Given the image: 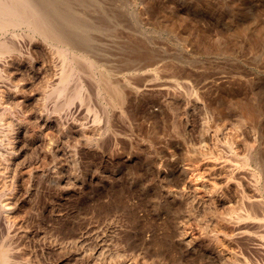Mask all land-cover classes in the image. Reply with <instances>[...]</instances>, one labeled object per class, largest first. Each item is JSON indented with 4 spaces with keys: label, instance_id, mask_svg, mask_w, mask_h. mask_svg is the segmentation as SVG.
Masks as SVG:
<instances>
[{
    "label": "rangeland",
    "instance_id": "obj_1",
    "mask_svg": "<svg viewBox=\"0 0 264 264\" xmlns=\"http://www.w3.org/2000/svg\"><path fill=\"white\" fill-rule=\"evenodd\" d=\"M67 1L68 0L64 1L63 7L68 6V4H66ZM71 1H73V4ZM85 2H87V4ZM69 4H71L69 7L74 6L76 8L78 6L76 8L78 10L73 7H71L73 9L67 8L71 9L69 10L71 16L83 19L82 24H85L84 29L87 27V29L84 30L85 32L83 35L87 36V41L91 38V36L94 37L91 38L93 41L91 39L89 40L90 44L93 43V45L91 44L92 51H94L93 48L95 46V51L98 49V53L102 54L100 55V64L103 63V65H100L95 71L97 72L101 70L104 73L106 72V75H103L104 78H112L118 81L120 86L124 88L126 92V98L130 96L126 100L129 101L127 102L128 104L126 103V107L129 105L127 108L128 120L129 116H133V114L138 113L136 114L138 116L135 115L130 118L135 122H131L130 126L128 125L129 123L127 120H117L116 117L120 118L118 117V110H115V108H113L114 110L111 109V107H109L107 103H104L101 98H99V100H94V97L92 96V100L90 99V101H88L90 104L92 102V105L94 102L104 104L107 111L103 110V114L108 112L107 115L109 114L112 116L113 114H116L117 116L113 115L114 120L109 116L110 120L109 118L106 119L108 122L106 123V120L104 121V118H102L103 116L107 118L106 114L103 115L101 112V121L103 120L101 124L103 122L106 123L102 124L103 126L106 125V128L103 126L102 128H108L107 130L103 129L106 131L102 132L103 138H100L101 140H99L95 146L93 142L91 143V141H89L88 143L92 146V148L87 145L88 143H83L85 144V147L82 150L85 148L87 150L85 149L86 151H82V154L80 155H82L81 157L84 161L86 160L85 158L88 155L89 156L86 160L87 163L84 164L83 161V165L81 166L80 164V169L78 168L79 172L77 171V173H80L82 177L86 175L84 177L86 180H84L86 182V187L81 188L80 191L79 188L77 190L76 187L74 190L73 183L70 181L69 184L71 183L72 187L70 185L69 188H61L53 184H48L51 182V179H49L50 176L46 172V165L48 164V157L46 158V156L48 155L50 148L55 146V142H60L61 140L64 141V139L61 138L57 132L52 130L50 131L49 129V131L47 130L44 133H41L42 137L40 136V138L45 140L46 146L49 147L47 151H43L45 143L41 145L34 144L28 147V157H32L30 163L31 165L33 164V166L30 165V167H33L31 170L34 173L31 175V177L33 176L32 179L30 178L29 180L32 182L30 183L31 188L29 193H26V201L24 204L25 206L30 203L33 204H30L29 206L27 205V207L22 206V212L23 214H26L27 221H24L26 218L22 215L21 218L24 216L25 219H21L22 223L20 222L19 226L24 225V227L20 226V228L22 227L23 229H18V225L17 229L14 227V229L17 230L15 231L17 234L15 233L12 235V238L14 239L11 238L10 242L12 243V240H14V248L15 246L25 248V253L29 255L26 259H23L26 255L24 253V257L22 256V259L17 258L14 264L17 260L19 261L16 264H169L170 261V264H175L177 262L176 260H178V263L182 262L181 264H187V262L188 264H195L198 262L195 261V259L199 258L200 260L196 264H199L200 262L202 264L203 260L205 264H209L211 261L204 259L201 255L198 256L200 252L197 251V248H193L194 250L191 249L192 247H188L185 242L179 240L180 238L177 237L180 241L179 243L178 240H176L177 238L171 234V228L174 230L175 225H177L180 220L186 218V213L182 210H184L183 208H185V206L189 205H193L194 208L192 210V217L185 221V230H187L190 234H197L206 233V231L209 230L207 228H210L206 227L205 223H202V217H200L201 212L196 211L195 209V204L201 202V198L199 196L195 198L192 197L194 194L190 191L188 196L183 195L188 192L185 185L191 178L192 170H189L192 167L185 161H182L184 163L182 166V162H179L178 158L181 155L184 156V153H189V149L191 152L193 149L192 146H195L196 143L198 145V142L201 143L205 140L204 142L209 143L210 147L211 142L214 139L215 143L213 142V147L211 148L218 152H220L219 150H222V148L223 150L225 148L224 152H221L223 154L225 151L228 152V149L225 147V140L229 139L230 141H228H232V145L237 148L241 157L243 156V153L245 154L243 156V160L246 153H248V151L245 153V150L250 147L249 149H252V153L256 155V158L264 163V41L257 48H254V50L247 45L250 29L255 26L260 27L259 25L264 24V0H69ZM80 13L81 15L83 13L84 16H80ZM103 18L105 21L103 20V23H98L99 21L102 22L101 19ZM85 19L91 22H87ZM96 23H98V26ZM241 28H243V30ZM20 43L23 50H26L28 47V41L24 39ZM142 44L143 46L149 47V49H151L157 57H155L156 60L153 61L151 66L141 67L143 63L140 59L142 60L143 58H141V55L136 54V49H139V45L142 46ZM207 46L209 47V50L206 48ZM88 47H90L89 43ZM39 50L37 58L39 60H41L42 57L47 59L45 56L46 53L44 54L43 50ZM131 51L133 53H131ZM138 56L140 58H138ZM132 58H134L133 61L139 60L138 63L130 61ZM44 59H42L43 64L45 63ZM126 59H129V61ZM132 63L133 65L131 66ZM135 63L139 64L141 69H137ZM104 64H108L112 68H108L107 65L105 66ZM171 65L173 67H171ZM101 66H104L103 69ZM182 66L185 69L182 68ZM100 67L101 69H99ZM128 67L132 68V70ZM43 68L44 69L41 68L42 70L40 69L37 79L32 75H28L30 70L22 68L18 71L19 74H17V80L18 77L19 79L22 78L24 80L30 78L28 80L29 86L27 87L28 89L31 88L30 90L35 92L37 89L35 90V87L31 86L32 83V85L36 83V88L40 87L43 89L44 87L45 89L46 86L43 84H45V80L49 78L48 74L50 73V70L48 71L47 65ZM104 68H106V71ZM180 68L182 71L185 70L186 72L184 71L182 73ZM108 69H112L113 72ZM188 70L191 72H188ZM20 71H23V74ZM41 71L42 75L40 73ZM187 72L188 75L186 74ZM174 73L178 74L174 75ZM189 73L193 74V76ZM43 75L47 78L45 76V78H43ZM173 75L174 77H178V81L183 79L182 81L185 82V79L186 81L189 79L190 82L188 80L187 85H184V87L182 86L181 89L180 87L170 83ZM180 75H183L184 77H181ZM47 81L48 79L46 80V85L49 83ZM169 83L171 85H169ZM165 84L170 87L168 86L167 88ZM188 85H190V89ZM171 86H174V88L172 89ZM175 87L177 89H175ZM185 87H187L190 91L194 89L199 93L198 95L201 96L199 97L202 98L203 103L205 102L203 104L204 106L202 105L203 108L200 106L201 110L204 112L208 109L204 112L207 114V118H205L206 114L202 115L203 113L198 106L193 104L191 105V99L186 100L187 102L191 101V103H187L185 100L183 102L182 99V101L180 99H176V90H178V88L181 90H178L181 92V94L178 93V95H185V93L189 91ZM183 89H186L187 91L184 90L185 93H182ZM148 94L149 97L151 95L150 98H148ZM139 96L143 97L141 98ZM217 96L218 98H216ZM222 97L224 99H222ZM235 97L241 99L239 100ZM133 98L137 101H134ZM140 98L145 100V106L148 105L147 107H144L143 111H141L140 106H138V109L136 108L137 105H139L138 99L141 100ZM150 99L151 101H154L151 102ZM214 99L215 101L217 100V103L213 101ZM242 99L245 102H243ZM47 100H50L49 103ZM47 100L44 103L50 110L53 99ZM218 100L221 102V104H219L223 106L224 109H227L224 110L227 115L225 113L219 115L218 113L215 114L214 111H216V108L214 107H216V104L218 105ZM175 101L176 103H174ZM76 102L78 104V101ZM249 102L254 104L255 110L258 113L256 114L257 118L255 117V120L253 121L250 119L252 116H250V114L242 108V106L244 107V105ZM99 103H95L94 105H97L98 108L100 106L101 109V104ZM168 103L169 105L170 103H174L173 106H175L172 107V105H170L169 107ZM223 103L225 105H223ZM86 104H84L81 108L82 110H76L77 107L74 106L75 109L71 108L73 111L70 110V112L63 113L66 118L62 114V122L66 124L69 119V121H71L74 118H77L78 120L81 118V121L83 119L85 123L87 122L86 125L88 122L91 125L92 114L89 112L85 114L86 118L84 116V107ZM184 104H187L188 106ZM166 105H168L167 108ZM209 105L210 107H208ZM233 105L236 109H233ZM205 106L207 108L204 109ZM175 107H177L178 111ZM182 107L183 109H186L182 110ZM240 107L241 109H239ZM135 109H137L136 112ZM110 110L112 112L114 111V113H110ZM147 110L149 113L147 112L148 114H145ZM174 110H176V112ZM131 111H133V113ZM163 111H165V113ZM129 112L132 115H129ZM171 112L172 114L173 112H178V116L176 115V118L178 117V119H176L175 114H173V116ZM236 113L241 115H237ZM144 114L146 117L143 116ZM211 115H213L214 118L209 119V117H212ZM221 115H225V118L228 115L232 116H230L231 118L228 116V119L226 118L228 121L225 120V123V121L223 122L225 118ZM234 115H237V118ZM150 116H154L152 117L154 119L157 117L155 119H158L157 122L153 119L157 123V126L154 121H150L152 119ZM202 116L207 119L208 123L210 120L212 121H210V125L208 124L209 127L211 126L212 128L214 123L215 126L217 123V125L220 124L222 127L227 124L228 130L226 136L228 138L225 139L226 137L221 135L219 137L218 135L219 138L215 136L211 139V141L208 131L206 133L203 130L204 125L201 123L203 122L201 120ZM144 117L145 119L143 122L142 119ZM164 117L165 121L163 119ZM134 118H139V121L134 120ZM146 118L151 122V124ZM215 118H217V122L213 121ZM240 118H242V120ZM121 120L124 123H122ZM137 121H142L143 123L140 122L139 125ZM125 122L128 124L125 125ZM89 124L88 127L90 126ZM135 124L137 126H135ZM160 124L164 126L161 128L162 125ZM146 125L147 127H145ZM220 125L219 127H221ZM151 126L157 129L159 133ZM34 127L37 129L35 124ZM34 127L32 128L33 131L32 129L31 131L32 134L35 133L34 138H36V129ZM109 127L111 128L109 129ZM136 127L141 130H137ZM205 127V129L208 130V126ZM131 128L133 131H130ZM246 128L247 130H244ZM88 129V134L90 131H93L92 129H89L88 131ZM145 129H149L147 131L148 135L147 133H143L146 132ZM115 132L117 134H114ZM94 133L95 130L93 133L91 132L93 135ZM146 135L149 138H147ZM200 136V140L204 138L203 141L198 140ZM145 138H147V140H151V142L149 143V140L147 142ZM220 138L222 140L224 139V145H222L223 143H220L222 141ZM217 141L221 146L217 143ZM145 142L147 144L149 143V146L145 144ZM248 144L252 147H248ZM97 146L99 147L97 148ZM214 146L215 148L218 147V150L214 149ZM34 147L36 151L34 150ZM38 147L39 149H37ZM245 147L247 149H245ZM99 148L101 149V152ZM44 149L47 148L45 147ZM255 151L256 153H254ZM43 152H46V154ZM95 153L96 155H94ZM42 155L44 156V159ZM63 155V158H67L65 157L66 152H64ZM40 156L42 157V160L39 159ZM176 156L179 157L176 158ZM30 157L29 159H31ZM39 160L40 162L38 163ZM239 160L241 161V158H239ZM188 165L191 167H189L190 169L188 168ZM180 166H182V169ZM30 167L28 166L27 169ZM187 168L188 171H186ZM168 170H171L172 173L164 179L163 173ZM41 172L45 176L41 175ZM255 173H257L256 170ZM242 175H244L245 178H249V176L245 175V173L241 170L236 173V176ZM41 176L43 179L40 178ZM69 184L66 186H69ZM33 190H35V192H33ZM63 190H66V192ZM86 191L87 193H85ZM166 191H168V194ZM170 191L171 195H169ZM74 192H77V195H75ZM31 193L33 195H31ZM245 194L250 196L255 194L254 188L250 183L249 185H244L242 183L239 186H232L229 190L223 191L222 194H219V196L214 199L212 202V205L214 206L213 209H215L214 211L217 209V213L219 211L223 212L228 208H235L237 210L239 208L238 206H242L239 200ZM163 196H166L167 198H164ZM36 198L38 200H35ZM82 198L84 199V202ZM77 199H79L78 202L80 203H76ZM156 201L158 205L155 203ZM76 204H80L79 207H77L78 205ZM81 206H83V209ZM176 208L177 212H175ZM180 208L182 209L180 210ZM169 209H173L175 211L171 210L170 212ZM69 210L71 211L69 212ZM24 211H28V213H24ZM29 212L31 215H29ZM181 212H183V216H181ZM27 214L29 216H27ZM76 214H81L82 216H80L82 218ZM170 214L173 215L171 216ZM72 216H74V218H72ZM28 217H30L29 220ZM25 225L28 227L27 230L24 229L26 227ZM69 227L72 229L70 230ZM68 229L72 233H70ZM11 232L14 233V230ZM164 232L167 235L170 234V242L173 240V242H171L172 245L168 244V246H171V250L172 246L175 248L172 251H170V248L167 251L161 248L159 245L160 241L159 244H157V240H161L159 236L163 235ZM24 233H26V235ZM177 235L178 234H176V236ZM153 236H156L157 238H154ZM229 246H231L233 250L237 251L240 255L245 256L248 260V264H264V252L256 250L254 248V244L251 241L249 242V239L246 241V238H236L234 241L229 243ZM168 251H170V254ZM166 252L167 254H165ZM171 252H175L174 255L171 254ZM196 252L199 253L197 254ZM165 255H168V257ZM29 256L31 258L30 260ZM180 258L184 261V263ZM189 258L195 259L190 260ZM27 260L29 261L26 262ZM206 261L208 263H206Z\"/></svg>",
    "mask_w": 264,
    "mask_h": 264
},
{
    "label": "bare ground",
    "instance_id": "obj_2",
    "mask_svg": "<svg viewBox=\"0 0 264 264\" xmlns=\"http://www.w3.org/2000/svg\"><path fill=\"white\" fill-rule=\"evenodd\" d=\"M64 1L65 0H0V264H14L16 259L21 258L23 256V254L25 253V248H22L19 246H17V247L15 246V248H14V246H13L14 240H12L13 242L11 243L10 239L12 238V235H14L16 233L15 231H17L14 229V227L17 229V225L19 226L20 222L22 221L21 219L26 218V214H23V212H22L23 211L22 206H25L24 202L26 201V193L27 194L29 193V190L31 188L30 183H32L29 180H30V178L32 179L33 176L31 177V175H32V173H34L31 170L33 167L32 168L30 167V165H31L30 160H32V157L29 156L31 159H29V157H28V155H29L28 147H30V145H34V144H40L41 145V144L45 143V140L40 138L41 133H44L47 130L49 131V129H50V131L52 130V131L57 132L59 134V136L64 139V141L61 140L59 142L58 141L59 139H58L57 140L58 142H55L56 143L55 146L50 148V150L48 151V155L46 156V158L48 157V161H47L48 164L45 163V164H47L46 165L47 166L46 172L50 176V178L49 177L48 178L51 179V182H49L48 184H50V185L53 184V185H55L57 187H61V188H69L71 183H73L74 190L76 188L78 190V188H79V191H80L81 188L86 187L85 186L86 180L84 179V177L86 175H84L82 177L80 175V173H77V171L80 169L79 168L80 164L82 166L83 161H84V159L81 157L82 155H80V154H82L81 152L84 151L86 148L84 150H82V149L85 147V144L88 143L89 141H91V143L93 142L94 146H95V144H97V142L103 138L102 132L107 130L108 128L105 129L106 125H104V126L102 125L105 122H103L102 124H101V122L103 120L105 121L108 118L110 120V117H112V119H113V115H114L113 114L114 111L112 112L110 110V113H112L113 115L112 114H111L112 116H110L109 114L107 115L108 112H106L104 114H106L107 118H105L103 116L104 115L103 110H106V107H104L105 105L101 104L99 102H94V104L95 103L101 104V109H100V106L98 108L97 105H96L97 106L96 107L94 104L92 105V102L90 104V103H88V101H90L92 96L94 97V100L95 99L99 100V98H101L104 103H107V105L109 107H111V109L115 108V110L116 109L118 110V114H119L118 117H120V118L116 117L117 120H119V119H122L125 121L127 120V122L129 124L127 122H125V125L128 124L131 126V122L135 123L130 118L134 117L136 114H138V113H136V114H133V116H129V120H128V109L127 108L129 107V105H128V107H126L127 106L126 103L129 101H126V100L130 96L126 98V94H125L126 92H125L124 88H122L120 86L118 81H116L112 78L111 79L106 78V77L104 78L103 75H106L105 74L106 72L104 73L103 71L99 70L97 72H100V73H97L95 71L96 68H98L100 65H103V63L100 64V60H101L100 55H102V54L98 53L97 48H96L97 50L95 51V46L93 48L94 51H92L91 44L93 45V43L90 44L89 40L91 38H94V37L93 36H91V38L89 37L90 39L87 41V36L83 35V33L85 32L84 30L87 29V27H85V29H84L85 24L84 25L82 24L83 19L82 18L80 19V17L76 18L74 16H71L69 10H71L73 8L76 9L78 6L76 5L77 6L76 8L74 6H71L73 8L69 7V5H71V4H69V0H68L66 3V4H68V6L63 7ZM71 2L73 4V1H71ZM85 3L87 4V2H85ZM61 4H62V6H61ZM85 5H84V7H85ZM67 7L71 8V9H68ZM252 9H253V7H252ZM76 10H78V9H76ZM73 11H75V10H73ZM79 15L84 16L83 13H82V15H81V13ZM83 18H86V17H83ZM87 19H88V17H87ZM101 20H102V22L99 21L98 23H103V20L105 21L104 18ZM87 22H91V21H87ZM98 23H96V25ZM99 25H101V24H99ZM86 26H88V25H86ZM259 26L260 27H257V26L252 27L250 29V32H249V38L247 39V45L249 47H251L252 50H254V48H257L264 41V24L259 25ZM88 27H90V26H88ZM92 27H93V25H92ZM241 29L243 30V28H241ZM88 30H90V29H88ZM24 39H26L28 41V47L26 50H23L21 43H20ZM88 43H89L91 48L88 47ZM94 44H96V43H94ZM139 46H140V48L136 49V51H137L136 54L141 55V58H143L142 60L140 59V61H142V63H143V65H141V67H148L149 65L151 66L153 64V61L156 60V58H157L156 55L153 53V51L151 49H149V47L143 46V44H142L143 47L141 45H139ZM206 48H208V50H209L208 46ZM39 49L43 50L44 54L46 53L45 56L47 57V59L45 57H42V59L45 58L44 64H43L42 59L39 60L37 58L38 57L37 54L40 51ZM134 49H135V47H134ZM131 53H133V52L131 51ZM131 53H130V55H131ZM39 58H40V56H39ZM138 58H140V57L138 56ZM133 59L134 58H132L130 61H133ZM127 61H129V59ZM138 61L134 60L133 62L138 63ZM45 65H47L48 71L50 70V73L48 74L49 78H47L45 75H43V78L46 77L48 79L47 82H49L46 85L47 79L45 80V84H43L44 86H46L45 89H44V87H43V89L40 87H38L39 89L36 88V86H35L36 83L34 82L35 84L32 85L33 84L32 83L31 86H34L35 90L36 89L39 90V91L36 90V92H35L33 90H30L31 88L28 89V87H27V86H29L28 80L30 78L27 79L25 77L27 80H24L22 78L19 79V77H18V80H17V74H19L18 71L21 70L22 68L23 69L26 68V69L30 70V73L28 75H32L34 78L37 79L40 69L41 68L44 69L43 67H45ZM106 65L108 68L111 67L108 64H106ZM111 65H112V63H111ZM132 65H133V63L131 64V66ZM137 65H138V67H137ZM172 65H171V67H173ZM135 66L137 69L138 68L141 69V67H139L140 66L139 64H136ZM135 66H134V68H135ZM101 67L103 69L104 66H101ZM101 67L99 69H101ZM112 67H113V65H112ZM128 68H130V67H128ZM174 68H176V67H174ZM182 68H184V67L182 66ZM104 69L106 71V68H104ZM114 69H115V67H114ZM130 69L132 70V68H130ZM108 70L113 72L112 69H108ZM170 71H171V69H170ZM174 71H172V72H174ZM180 71H182L181 68H180ZM184 71H182V73ZM101 72H103V73H101ZM188 72H191V71L188 70ZM188 72L186 73L187 75H188ZM40 73L42 75V71ZM43 74H44V72H43ZM175 74L176 73H174V75ZM189 74H191V73H189ZM41 75H39V76H41ZM46 75H47V73H46ZM174 75H173V77L171 76L172 78L170 77L171 78L170 83H172V85H176L177 87H180L181 89H182V86L184 87V85L185 86L187 85V81L189 79L187 81L185 79V82L182 81L183 79L181 81H178V77H176V76L174 77ZM191 75L193 76V74H191ZM180 76L182 77L183 75H180ZM39 82H40V80H39ZM189 82H190V80H189ZM170 83H169V85H171ZM165 85L168 88L169 85L168 86H167V84H165ZM188 86L190 89V85H188ZM34 87H33V89H34ZM138 87H140V86H138ZM171 87H172V89L174 88V86H171ZM185 88H187V87H185ZM137 89H139V88H137ZM175 89H177V88L175 87ZM178 90H179V88H178ZM178 90H176L177 96L175 94V96L177 97L176 99H180V100L182 99L183 102H184V100H185V102H187L186 100L191 99L192 103H191V101H189L187 103H191V105L193 104L195 106H198L199 108L201 106V108H203L202 105L205 102L203 103L202 98H200L201 96L198 95L199 93L196 92V90H194V89L192 91L189 90L187 93H185L184 90L185 91H187V90L183 89L182 93H185V95H178V93L181 94V92H179L181 90H179V91ZM137 91H139V90H137ZM127 93H129V92H127ZM127 96H128V94H127ZM143 96H144V94H143ZM139 97H141V96H139ZM150 97H151V95H150ZM150 97L148 94V98H150ZM223 97H222V99H224L226 97V95L224 98ZM205 98H207V97H205ZM216 98H218V96ZM47 99H53V102L51 103L50 110L46 107V104L44 103ZM236 99H239V98L237 97ZM147 100H149V99H147ZM49 101L50 100H47L48 103H49ZM76 101H78V104ZM134 101H137V100L134 99ZM134 101H133V103H134ZM150 101H151V99H150ZM153 101H151V102H153ZM213 101H215V99ZM242 101H243V99H242ZM75 102L77 105L75 104ZM138 102H139V105H137L136 108L138 109V106H140L141 111H143L144 107L148 106V105L145 106L146 103H145L144 99H141V100L138 99ZM171 102H172V100H171ZM209 102H207V103H209ZM229 102H231V101H229ZM232 102H234V101H232ZM243 102H245V101H243ZM86 103H88V104H86ZM174 103H176V101ZM219 103L221 104V102H219V100H218V105L216 104V107H214V108H216V111L213 110L215 112V114L218 113V115L225 113L224 110H227L226 108L224 109L223 106H221ZM84 104H86L84 107V116L86 113H89V112L92 114V120H91L92 123L90 122L92 126L88 122V124L91 126V127L89 126L90 128L88 127V124L86 125L87 122L85 123L83 121V119L81 121V118L78 120L77 118H74L75 116L73 117L75 120L72 119L71 121H69L70 120L69 119L68 120L69 122L66 120L67 121L66 124H64L62 122L61 115L63 113L70 112V110L73 111L72 109L74 108V106L77 107L76 110H80L84 106ZM135 104H132V105H135ZM173 104L170 103V105H172V107L175 106V105L173 106ZM168 105H169V103H168ZM168 105H166V108ZM170 105H169V107H170ZM184 105H187V104H184ZM210 105L208 107H210ZM223 105H225V104L223 103ZM132 107H134V106H132ZM180 107H181V105H180ZM162 108H164V107H162ZM175 108L177 110V107H175ZM175 108H173V109H175ZM201 108H200V110H201ZM205 108H207V107L205 106L204 109ZM234 108L236 109L235 106L233 107V109ZM242 108L248 114H250V116H252L250 118L252 121L255 120V117L257 118L256 114H258V113L255 110V106H254V104H252V102L246 103L244 105V107L242 106ZM137 109H135V112ZM185 109H183V107H182V110H185ZM233 109H231V110H233ZM239 109H241V107ZM148 110L145 112V114L148 112ZM176 110H174V111L176 112ZM209 110H211V109H209ZM133 111H131V112L133 113ZM206 111H204V112H206ZM101 112L103 114L102 118H104L102 121H101V115H100ZM149 112H150V110H149ZM163 112L165 113V111H163ZM204 112L202 111V113H203L202 115L206 114ZM177 113L173 112V114H175V118H176ZM238 113H239V111H238ZM238 113H236V114L237 115L242 114L241 112H240L241 114H238ZM130 114L131 113L129 112V115ZM145 114L143 116H145ZM152 114H155V113H152ZM157 114H156V116H157ZM171 114H172V112H171ZM230 114H231V112H230ZM72 115H73V113H72ZM232 115H233V113H232ZM232 115H230V116H232ZM136 116H138V115H136ZM147 116H149V115H147ZM206 116H207V114L205 115V118H207ZM211 116L212 117H209V119L214 118L213 115H211ZM221 116H224V118H225V115H221ZM230 116H229V118H231ZM64 117H65V115H64ZM69 117H70V115H69ZM141 117H142V115H141ZM145 117L143 119L141 118L142 121L145 119ZM150 117L152 118L154 116H150ZM215 117H217V116H215ZM247 117H249V116H247ZM71 118H72V116H71ZM85 118H86V116H85ZM205 118H203V116H202L201 120L203 122H201V123L204 125L203 130L206 133L208 131V135L210 137V140L213 139L215 136L218 137V135H219V137H220V135L223 137H226L225 139L228 138L226 136V133L228 130L227 124H225L222 127V125H220L218 123L221 126V127H219V125H217V123H216V126L214 123L215 127L213 126V128H212L210 126L211 127V129H210L209 125H210L211 120L210 121L208 120L209 121V123H208L207 119H205ZM226 118L223 120V122L228 119V118L227 119ZM138 119L134 118V120H138ZM148 119H149V117H148ZM153 119L154 118H152L150 121L152 122L155 120V119L154 120ZM163 119L165 121V117ZM176 119H178V117ZM240 119L242 120V118H240ZM157 120H155V121L157 122ZM216 120H217V118H215V120H213V121L215 122ZM63 121H65V120H63ZM142 121H140V122L143 123L144 121L143 122ZM140 122H138L139 125H140ZM151 122H150V124H151ZM33 123L36 125L37 129L34 127ZM106 123H108L107 120H106ZM122 123H124V122L122 121ZM225 123H226V121H225ZM147 124H149V123H147ZM162 124H160V125H162ZM155 125L157 126V123ZM102 126L105 128H102ZM135 126H137V125L135 124ZM163 126L164 125H162L161 128ZM205 126H208V130L205 129L206 128ZM33 127L36 129V138H34L35 133L32 134V131H33L32 128ZM145 127H147V125ZM88 128L92 129L93 131L95 130V133H94L95 136L93 134H91V132L93 133V131H90L89 134L87 133ZM110 128L111 127H109V129ZM143 128H144V126H143ZM31 129H32V131H31ZM89 129H88V131H89ZM103 129H105V130H103ZM139 129L137 128V130H139ZM149 129H145L146 132H143V133L144 134L147 133V131ZM153 129L157 131V129H155V128H153ZM163 129H165V128H163ZM244 130H247V128ZM108 131H110V130H108ZM130 131H133L132 128ZM124 132H126V131H124ZM151 132H153V131H151ZM157 132L159 133V131H157ZM114 134H117V133L115 132ZM147 135H148V133H147ZM147 135H146V137H147ZM253 135H254V133H253ZM255 135H256V133H255ZM141 136H142V134H141ZM201 136H202V134H201ZM201 136L199 137L198 140H200ZM71 138H72V140H71ZM147 138H149V137H147ZM147 138H145V139L147 140ZM151 139L153 140L152 137H151ZM203 139H201L200 141H203ZM148 140H147V142H148ZM214 140L213 141L211 140L212 142H211L210 147H209V143L204 142L205 141L204 140L201 143L198 142V145H197V143L195 144V146L193 145L192 146L193 149L191 150V152L189 149L188 150L189 153H187V152H186L187 154L184 153V156H182L181 154H180L181 155L180 157L178 156L179 158L176 156V158H178L179 162L185 161V162L189 163L190 166L192 167L191 168L188 165V168L189 167L191 168V169L189 168L190 169L189 171L192 170L191 171L192 173H191L190 180H188L186 182V185H185V188H187L188 192H187V194L185 193L183 195L188 196V193L190 191L194 194V196H192V197L195 198V197L199 196L201 198V202H198V204H195V209H196V211L201 212L200 217H202L201 218L203 221L202 223H205L206 227H210V228H207L209 230L206 231V233L204 232L205 234L204 233H197V234L191 233L190 234V233H188L187 230H185V226H184L185 221L188 220L190 217H192V213H193L192 210L194 208L193 205H189V206H185V208H183L184 210H182V211H184V213H186V218L183 220H180V222L177 223V225H175L174 230L171 228V234H172V236H175L176 238L179 237L180 238L179 240H182L183 242H185V244L188 247H192L191 249L197 248L198 249L197 251L200 252V254H198L199 252L198 253L196 252L198 254V256L201 255L204 259H207L208 261L213 262V263L209 262V264L210 263L211 264H248L247 258L243 255H240L237 251L233 250V248L231 246H229V243H231V241H234V239H236V238H242V239L246 238V241L249 239V242L251 241L254 244V246H255L254 248L256 250H258L260 252H264V163H262L260 160H258V158H256V155H254L252 153V149H249L250 148L249 146H251L249 144H248L249 150L246 148L247 146L245 147V149H247V150H245V153H246V151H248V153H246V156L243 160V156L245 154L243 153V156L241 157L237 148L232 145V141L229 142L230 141L229 139L225 140L227 143V145L225 143V147H226V149H228L227 150L228 152L225 151V153L222 154L221 152H224L225 148H224V150L222 148L223 151L219 150L220 152L213 150V148H211V147H213V142L215 143ZM141 141H142V139H141ZM223 141H224V139L221 142L220 141L219 142L223 143ZM150 142H151V140H149V143ZM208 142H210V141H208ZM83 143H85V144H83ZM217 143H218V141H217ZM220 143H218V144L220 145ZM228 143H231V144H228ZM99 144H102V143H99ZM145 144H147V143L145 142ZM53 145H51V146H53ZM87 145L90 146L89 143ZM219 145H218V147H219ZM222 145H224V143ZM44 146L47 149H44L45 147L43 148L41 146L43 148V151H45V150L47 151L49 149V147L46 146V143ZM88 146H86V147H88ZM90 147L92 148V146H90ZM98 147L99 146H97V148ZM218 147L215 148V146H214V149L218 150ZM94 148H96V147H94ZM37 149H39V147ZM34 150H35V147H34ZM64 152H66L65 157H67V158H63ZM97 152H99V151H97ZM100 152H101V149H100ZM43 153L46 154V152H43ZM90 153H91V151H90ZM190 153H192V154H190ZM254 153H256V151ZM88 154H89V152H88ZM98 154H100V153H98ZM32 155H33V153H32ZM36 155H37V153H36ZM36 155H35V157H36ZM94 155H96V153ZM84 157H85V155H84ZM87 157L85 158L86 160H87ZM41 158L42 157L40 156L39 159H41ZM239 158H241V161L239 160ZM43 159H44V156H43ZM44 161H46V160H44ZM44 161H42V162H44ZM85 161H84V164L87 163V161L86 162ZM39 162H40V160L38 161V163ZM183 162L181 164L182 166L184 165ZM36 164H34V165H36ZM185 165H186V163H185ZM28 166L30 168L27 169ZM31 166H33V164ZM42 166H43V164H42ZM182 166H180L181 169H182ZM37 167H38V164H37ZM36 168H35V170H36ZM41 168H43V167H41ZM84 168H86V167H84ZM188 168L186 171H188ZM183 169H184V167H183ZM240 170L242 172H244L245 175H248L249 178L248 177L245 178L244 175L236 176V173ZM255 170L257 173H255ZM40 171H42V170H40ZM46 172H44V173H46ZM83 172H84V170H83ZM36 173H38V172H36ZM171 173H172L171 170L164 172L163 178L164 179H165V177L167 178ZM41 175H44V174L41 172ZM96 175H95V177H96ZM95 177H93V178H95ZM40 178L43 179L42 176ZM35 180H36V178H35ZM69 181L71 182L70 184H69ZM37 182H39V181H37ZM242 183L244 185L245 184L249 185V183H250L254 188L255 194L251 195V196L246 195V194L243 195L239 200V202L242 206H238L239 208L237 210L235 208L234 209L228 208L226 211H223V212L219 211L217 213L216 212V211H218L217 209H216V211H214L215 209H213L214 206L212 205V202L214 201V199H216L219 196V194H222L223 191L229 190L232 186H239ZM68 184H69V186H66ZM36 185H37V183H36ZM71 187H72V185H71ZM36 188H35V190H36ZM35 190H33V192H35ZM63 191L66 192V190H63ZM69 192H72V191H69ZM166 192L168 194V191H166ZM32 193H31V195H33ZM74 193H75V195H77L76 194L77 192H74ZM85 193H87V191ZM121 193H122V191H121ZM170 193H171V191L169 192V195H171ZM27 197H28V195H27ZM29 197H31V196H29ZM81 197H82V195H81ZM163 197L165 198L166 196H163ZM167 197H168V195H167ZM31 198H33V197H31ZM120 198H121V196H120ZM35 200H38V199L36 198ZM78 200L79 199H77L76 203H80V202H78ZM27 202H30V201H27ZM74 202H75V200H74ZM74 202H72V203H74ZM83 202H84V199H83ZM155 203L157 204V201ZM27 205L25 207H27ZM76 205H78V204H76ZM79 205L77 207H79ZM211 206H213V207H211ZM81 207L83 209V206H81ZM169 208H171V207H169ZM181 209L182 208H180V210ZM169 210H170V212H171V210L172 211L176 210L175 212H177V208L175 210H173V209H169ZM180 210H178V211H180ZM70 211L71 210H69V212ZM24 213H28V211L27 212L24 211ZM181 213H182L181 216H183V212H181ZM22 215H24L25 218H24V216H23V218H21ZM29 215H31V213ZM29 215L27 214V216H29ZM80 215L81 214H79L77 216H80ZM171 216H170V218H171ZM29 218L30 217H28V220H29ZM72 218H74V216H72ZM75 219H77V218H75ZM24 221H27V218ZM20 226L24 227V225H20ZM20 226L18 227V229L22 228V227L20 228ZM25 226L26 227L24 229L27 230L28 227H27V225H25ZM28 226H29V224H28ZM63 227H64V225H63ZM60 228H61V226H60ZM69 229L71 230L72 228L69 227ZM13 230H14V233L11 232ZM19 232H18V234H19ZM63 232H64V230H63ZM70 233H72V232L70 231ZM24 234L26 235V233H24ZM173 234H175V235H173ZM176 234H178V235L176 236ZM156 236H158V235H156ZM156 236L155 237L153 236V237L157 238ZM159 238H161V240H157L158 241L157 244H159V241H160L159 245L165 251L169 250V248H170V251L175 249L172 246V250H171V246H168V244L172 245L171 242H173V240H171V242H170V238H171L170 234L167 235L164 232V234L160 235ZM12 239H14V238H12ZM176 240H178V238ZM179 240H178V242L180 243ZM14 244H17V243H14ZM174 246H175V244H174ZM163 249H162V251H163ZM188 249H190V248H188ZM157 250H155V251H157ZM170 251H168L169 254H170ZM158 252H160V251H158ZM163 253H164V251H163ZM174 253L171 252V254H173V255H174ZM165 254H167V252ZM26 255H25V257L23 256L24 257L23 259H26L29 254L27 256ZM165 256L168 257V255H165ZM170 256H172V255H170ZM202 257H201V259H202ZM30 259L31 258L29 256V260ZM180 259H179V262H180ZM192 259L193 258H191L190 260H192ZM29 260H27L26 262H28ZM199 260H200V258L195 259V261H198V262H199ZM18 261L19 260H17L16 263H18ZM176 261H177L176 263H178V260H176ZM181 261H183V260L181 259ZM185 262H187V261H185ZM198 262H196V263H198ZM170 263H171V261H170ZM181 263L182 262H180L178 264H181ZM183 263H184V261H183ZM206 263H208V262L206 261ZM187 264H188V262H187ZM199 264H201V262ZM202 264H205L204 260H203Z\"/></svg>",
    "mask_w": 264,
    "mask_h": 264
}]
</instances>
